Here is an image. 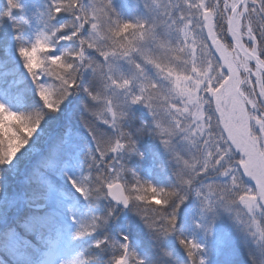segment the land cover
<instances>
[{
    "label": "snow or ice",
    "instance_id": "6c2138e0",
    "mask_svg": "<svg viewBox=\"0 0 264 264\" xmlns=\"http://www.w3.org/2000/svg\"><path fill=\"white\" fill-rule=\"evenodd\" d=\"M0 249L264 264V0H0Z\"/></svg>",
    "mask_w": 264,
    "mask_h": 264
},
{
    "label": "trees",
    "instance_id": "16d2710c",
    "mask_svg": "<svg viewBox=\"0 0 264 264\" xmlns=\"http://www.w3.org/2000/svg\"><path fill=\"white\" fill-rule=\"evenodd\" d=\"M0 257H2L7 262V264H14L12 258L3 249H0Z\"/></svg>",
    "mask_w": 264,
    "mask_h": 264
},
{
    "label": "rangeland",
    "instance_id": "374dc122",
    "mask_svg": "<svg viewBox=\"0 0 264 264\" xmlns=\"http://www.w3.org/2000/svg\"><path fill=\"white\" fill-rule=\"evenodd\" d=\"M7 253H8V252H7ZM8 255L12 258V261H13V263L15 264V259H14V257H12L10 253H8Z\"/></svg>",
    "mask_w": 264,
    "mask_h": 264
}]
</instances>
